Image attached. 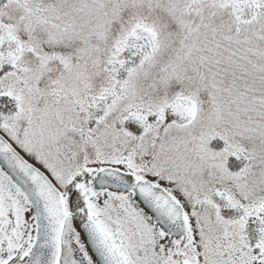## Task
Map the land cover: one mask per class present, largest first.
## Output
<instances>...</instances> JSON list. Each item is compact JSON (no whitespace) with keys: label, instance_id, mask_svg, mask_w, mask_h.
Segmentation results:
<instances>
[{"label":"snow or ice","instance_id":"6c2138e0","mask_svg":"<svg viewBox=\"0 0 264 264\" xmlns=\"http://www.w3.org/2000/svg\"><path fill=\"white\" fill-rule=\"evenodd\" d=\"M0 264H264V0H0Z\"/></svg>","mask_w":264,"mask_h":264}]
</instances>
